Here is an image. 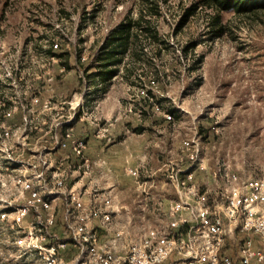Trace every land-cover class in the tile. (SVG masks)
Here are the masks:
<instances>
[{"label": "rangeland", "instance_id": "374dc122", "mask_svg": "<svg viewBox=\"0 0 264 264\" xmlns=\"http://www.w3.org/2000/svg\"><path fill=\"white\" fill-rule=\"evenodd\" d=\"M196 3L0 0V130L14 131L0 139V163L36 150L55 118L75 112L74 134L93 162L78 187L104 186L108 157L114 230L134 239L166 228L185 171L213 206L222 203L218 169L264 178V10L223 12L215 24L205 7L187 15ZM128 19L139 23L136 39L116 75L100 83L87 65ZM23 115L38 125L25 145L17 139ZM16 236L0 218V264H36Z\"/></svg>", "mask_w": 264, "mask_h": 264}, {"label": "built area", "instance_id": "2783aa9c", "mask_svg": "<svg viewBox=\"0 0 264 264\" xmlns=\"http://www.w3.org/2000/svg\"><path fill=\"white\" fill-rule=\"evenodd\" d=\"M74 119L75 112L55 118L35 138L36 150H22L20 159L7 153L0 163V218L36 264H264V178L218 169L222 203L213 206L185 171L175 179L178 199L166 228L134 239L114 230L118 210L106 188L93 180L76 185L93 162L74 134ZM20 123L17 139L29 144L38 125L26 115ZM13 135L9 127L0 130L1 140ZM69 249L74 255L67 259Z\"/></svg>", "mask_w": 264, "mask_h": 264}, {"label": "trees", "instance_id": "16d2710c", "mask_svg": "<svg viewBox=\"0 0 264 264\" xmlns=\"http://www.w3.org/2000/svg\"><path fill=\"white\" fill-rule=\"evenodd\" d=\"M200 6L212 11L216 16L215 24H218L220 21L218 15L223 12L249 15V13L264 10V0H197V3L188 10L187 15H192ZM135 24L139 25L128 19L103 37L87 65L88 70L95 69V76L99 77L100 83L116 75L115 65L129 53L136 39V34L132 32ZM219 30H221L220 27ZM64 67L69 68L66 65Z\"/></svg>", "mask_w": 264, "mask_h": 264}, {"label": "crops", "instance_id": "0c3cea01", "mask_svg": "<svg viewBox=\"0 0 264 264\" xmlns=\"http://www.w3.org/2000/svg\"><path fill=\"white\" fill-rule=\"evenodd\" d=\"M106 161H107L106 174H109V175H108L107 182H105V185L104 186H101V187L106 188V192H109V193L113 194V192H114V190L116 188L115 182L113 180L114 177H113L112 171L110 170L111 168H113V166H112L113 163H112V161L109 160L108 157L106 158ZM97 182L100 185V182L99 181H97ZM117 184H118V181H117ZM76 185L79 186L78 183ZM117 210H118V208H117ZM117 214H118V212H117ZM65 253H67V251H65L64 254ZM64 256L66 257V254Z\"/></svg>", "mask_w": 264, "mask_h": 264}]
</instances>
